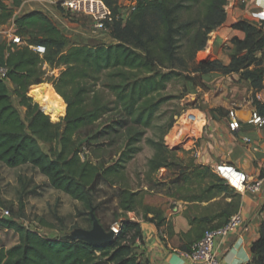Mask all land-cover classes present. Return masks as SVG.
I'll list each match as a JSON object with an SVG mask.
<instances>
[{"label": "trees", "instance_id": "trees-1", "mask_svg": "<svg viewBox=\"0 0 264 264\" xmlns=\"http://www.w3.org/2000/svg\"><path fill=\"white\" fill-rule=\"evenodd\" d=\"M103 1L115 16L113 23L107 25L116 44L90 47L73 44L42 12L15 16L23 0H0V25L15 18L17 32L28 45L46 49L41 56L29 46L11 51L5 43L0 44V65L9 69L8 80L0 78V166H32L53 189L82 203L90 213L93 211L107 231L111 228L102 224L93 192L103 182L120 185L122 216L115 223L128 213L143 209L145 219L160 226L165 224L163 211L145 205L141 192L122 186L128 163L141 152L139 144L146 130L153 127L162 104L173 98L164 95L173 82L182 83L186 93L189 84L206 89L204 75L240 74L253 90L254 106L264 117V104L257 99L264 87V59L258 57L264 51V26L241 22L234 27L243 31L246 39L235 40L230 66L218 60L198 62L197 56L207 48L211 34L226 22L228 0H135L137 6L126 23L116 19L120 16V0ZM44 65L49 71L60 70V76L48 80ZM103 78L107 81L104 87L116 98L115 105L122 116L96 133L93 128L112 109L110 102L104 101L100 92L91 90L89 84L96 86ZM46 82L52 83L59 98L68 105L66 117L58 123L28 96L31 87ZM8 83L20 106L27 110L25 118L12 101ZM171 129L169 126L164 130L159 139L146 140L155 151L148 162L149 179L162 169L178 167L182 173L170 183L174 192L169 193V198L193 203L209 202L222 194L231 196L232 201L224 206L213 229L224 226L237 211L236 192L210 168L196 165L194 159L185 165L165 142ZM121 130H126L130 139L116 162L94 164L81 158L83 136L93 142ZM43 145L50 147L48 152ZM150 214L153 219H149ZM89 221L92 224L91 217ZM41 223L47 225L43 220ZM0 226L15 231L21 238L18 245L0 252V264H149L139 260L133 247L134 241L142 237L140 229L128 222L112 244L102 247L50 240L10 218L0 220ZM130 229H136V233L128 240L126 232ZM260 234L251 264H264V223Z\"/></svg>", "mask_w": 264, "mask_h": 264}, {"label": "crops", "instance_id": "crops-1", "mask_svg": "<svg viewBox=\"0 0 264 264\" xmlns=\"http://www.w3.org/2000/svg\"><path fill=\"white\" fill-rule=\"evenodd\" d=\"M31 2L35 1L23 0L19 12ZM32 9V12L36 11ZM225 10L226 22L211 34L207 48L201 53L206 54L204 61L218 60L224 66H230L235 40L246 39V34L234 27L241 22L258 28L264 26V0H228ZM258 57L264 59V51L259 52ZM202 79L206 89L197 88L195 96L201 94L197 103L203 102L211 112L197 110L204 115V124L199 135L194 139L190 137L184 148L191 152L196 165L208 167L213 173L217 165L228 163L247 174L250 181H263L259 193L234 194L238 207L233 215L240 214L243 225L229 236L217 239L215 244L222 264H251L264 223V124L250 123L252 114L258 111L253 102V90L240 74L212 73ZM257 99L264 104V87ZM188 117L191 127L200 121L196 114ZM161 199L144 204L163 211L165 224L159 226L156 221L146 220L141 211L128 213L125 217L128 223L137 225L142 234L133 243L139 260L149 264H194L185 253L191 251L205 231L219 223L224 206L232 201L231 196L222 194L209 202L193 203L168 197ZM148 217L154 218L152 214ZM131 232L135 234L136 229Z\"/></svg>", "mask_w": 264, "mask_h": 264}, {"label": "rangeland", "instance_id": "rangeland-1", "mask_svg": "<svg viewBox=\"0 0 264 264\" xmlns=\"http://www.w3.org/2000/svg\"><path fill=\"white\" fill-rule=\"evenodd\" d=\"M136 6L135 0H120V19L126 23ZM32 8L36 11H42L45 15L47 13L53 23L75 45L97 47L116 44L107 24L102 28H97L96 23L91 18L80 15L66 17L63 13L60 15L55 7L50 5L31 2L30 5H25L21 9L22 11L19 12L20 8L17 10V17L32 12ZM3 41L4 36L0 35V44ZM205 59L206 54H198V62H203ZM44 70L47 71L48 80L60 76V70L49 71L47 66L44 67ZM105 83L107 81L103 78L96 83V86L95 83L89 84L91 90L100 92L104 101L110 102V108L112 109L93 128L96 133H100L106 125H110L122 116L121 111L116 108V98L104 87ZM47 84L54 90L52 83L46 82L43 85ZM8 86L15 107L25 118L27 110L20 106L19 100L14 95L13 86L10 83H8ZM33 88L37 89L38 86L31 87L28 96L32 98L34 103L38 104L34 98L35 91ZM197 90L189 84L186 93H183L185 88L182 83L176 81L170 84L164 95L173 98L162 104L154 118L153 127L146 130V135L139 144L142 149L141 152L127 165L126 180L122 183V186H128L136 192H141L147 202L156 203L157 199L162 200L161 197L167 198L169 193H173V189L170 190V183L182 172L178 167H172L170 170L162 169L149 179L148 162L154 156L155 151L146 140L148 138L159 139L162 132L172 126L165 142L171 150L173 149L178 153V157L183 159L184 164L187 165L191 159V154H187L185 151L191 152L184 147L190 142V139H194L199 135V129L204 124V115L197 110L211 112L205 104H202L203 102L202 105L197 103L201 97V94L195 96L198 94ZM64 103L66 106L65 113L56 123L60 122L66 114L68 105L66 102ZM195 114L199 116L200 121L194 127H191L188 116ZM129 139L126 130H121L118 134L112 133L109 137H101L93 142H91L90 137L83 136L80 156L84 161H91L94 164H113L120 158L121 152L126 149ZM43 149L48 152L50 147L43 145ZM120 187V185L111 186L103 182L93 192L97 214L108 230L115 225L118 217L122 216V211L119 208ZM0 207L11 211V221H16L24 229L38 233L50 240L71 241V237L76 230H91L92 228L89 221L90 211L82 203L73 200L61 191L53 189L48 179L30 165L14 169L0 166ZM139 211L143 212V209ZM42 220L47 225L42 224ZM126 235L127 239L130 240L134 233L130 229L126 232ZM20 242L21 238L18 233L0 226V252L7 251Z\"/></svg>", "mask_w": 264, "mask_h": 264}, {"label": "built area", "instance_id": "built-area-1", "mask_svg": "<svg viewBox=\"0 0 264 264\" xmlns=\"http://www.w3.org/2000/svg\"><path fill=\"white\" fill-rule=\"evenodd\" d=\"M37 3L50 5L60 8L72 15H80L91 18L97 28H102L106 24H111L115 20L113 11L106 5L103 0H34ZM18 10V9H17ZM17 10L15 16H17ZM116 19H120L117 16ZM263 26V25H262ZM214 33V32H213ZM0 35L4 36L3 43L7 48L14 51L15 48L28 47V43L17 32L15 18L5 25H0ZM37 54L44 56L46 49L43 46H29ZM48 65H44V67ZM9 69L0 65V78L8 80ZM189 119V117H188ZM190 122V120H189ZM251 124L261 126L264 124V117L258 112L252 114ZM214 174L222 179L237 194H244L248 191L259 193L262 189L263 181H250L247 174L235 168L228 163H221L214 169ZM11 211L0 207V220L11 218ZM128 222L125 218L120 219L111 231L115 236H119L123 225ZM243 225V219L240 214L233 215L227 224L220 228L209 229L205 231L203 237L193 245L191 251L185 253L194 264H222L218 254L215 251L217 239L227 237L237 231Z\"/></svg>", "mask_w": 264, "mask_h": 264}, {"label": "water", "instance_id": "water-1", "mask_svg": "<svg viewBox=\"0 0 264 264\" xmlns=\"http://www.w3.org/2000/svg\"><path fill=\"white\" fill-rule=\"evenodd\" d=\"M40 110L45 113L43 107L41 106H40ZM90 217L92 220L91 230H84V229L76 230L71 237V241L85 242L87 244L97 247H102L112 244L116 239L115 233L113 231L105 230L103 226L99 223L93 211H91Z\"/></svg>", "mask_w": 264, "mask_h": 264}, {"label": "bare ground", "instance_id": "bare-ground-1", "mask_svg": "<svg viewBox=\"0 0 264 264\" xmlns=\"http://www.w3.org/2000/svg\"><path fill=\"white\" fill-rule=\"evenodd\" d=\"M33 90L35 91V101L41 107H43L45 113L51 118L52 121H59L60 117L65 113L66 106L64 101L59 98L57 93L48 84L38 86L37 89L33 88Z\"/></svg>", "mask_w": 264, "mask_h": 264}]
</instances>
